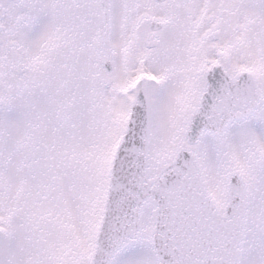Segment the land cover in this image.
Masks as SVG:
<instances>
[{"label":"snow or ice","instance_id":"snow-or-ice-1","mask_svg":"<svg viewBox=\"0 0 264 264\" xmlns=\"http://www.w3.org/2000/svg\"><path fill=\"white\" fill-rule=\"evenodd\" d=\"M0 264H264V0H0Z\"/></svg>","mask_w":264,"mask_h":264}]
</instances>
